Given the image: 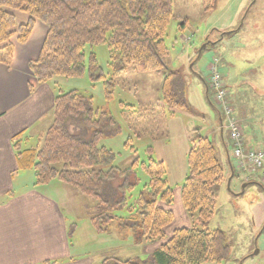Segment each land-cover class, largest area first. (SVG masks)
<instances>
[{
    "label": "trees",
    "instance_id": "16d2710c",
    "mask_svg": "<svg viewBox=\"0 0 264 264\" xmlns=\"http://www.w3.org/2000/svg\"><path fill=\"white\" fill-rule=\"evenodd\" d=\"M202 2L209 10L217 0ZM18 11L28 14L26 22L17 23L15 12ZM173 15V0H0V62L10 66L15 47L13 38L17 36L18 42L26 43L35 23L41 21L48 26V33L39 57L30 63L39 83L56 76L80 77L88 72L92 81L104 79L107 94H111L117 81L107 79L94 52L86 55L87 47L102 43L108 46L110 65L116 74L127 72L130 66L137 71H165L162 104L146 105L138 110L125 105L126 111L136 113L132 128L137 126L135 134L140 136L146 130L140 129L138 122L148 112L192 106L186 98L180 72L171 69L167 61L166 35ZM218 60L215 58L212 66L216 65L219 71ZM206 85L209 94L210 82ZM53 114V122L40 135L37 146L18 151L19 168L33 170L38 185L59 180L97 199L107 195L108 184L119 182L115 193L120 194V199L103 201L107 208L91 216L96 229L104 231L115 219L106 209L125 203L127 192L136 185L135 167L139 162L135 160L132 167L124 170L113 165L115 153L99 146V140L106 132L116 129L117 122L109 113L94 110L91 98L76 90L60 93L55 98ZM224 114L223 109L218 132L227 141L225 130L228 131L234 149L235 141L229 122L224 123ZM242 131L245 133L243 128ZM144 168L150 180L130 210L135 213L133 223L140 241L160 243L148 263L204 264L225 260L229 254L225 233L208 228L216 208V187L226 179L215 142L207 135L198 136L193 142L188 153V173L180 186L181 204L190 225L173 228L170 234L169 229L176 221L171 208L175 191L166 180L164 163L151 159ZM232 172L236 174L235 169ZM254 172H260L263 177L261 170ZM253 182L256 180L245 183ZM102 264L136 263L110 257Z\"/></svg>",
    "mask_w": 264,
    "mask_h": 264
},
{
    "label": "rangeland",
    "instance_id": "374dc122",
    "mask_svg": "<svg viewBox=\"0 0 264 264\" xmlns=\"http://www.w3.org/2000/svg\"><path fill=\"white\" fill-rule=\"evenodd\" d=\"M15 13L18 24L29 18L24 12ZM173 13L166 35L167 61L171 69L180 72L191 109L168 107L164 111L148 112L138 122L140 129L146 132L136 135L137 126L132 128L136 113L126 111L125 105L138 110L142 106L162 104L161 88L166 72L137 71L130 66L127 72L116 74L110 65L106 43L87 47L86 55L94 52L107 79L117 81L111 94H107L104 79L92 81L88 72L80 77L52 79L59 93L76 90L91 98L94 110L107 112L115 119L116 129L106 132L99 140V146L115 153L114 166L124 170L132 167L135 160L139 162L135 167L136 185L127 192L125 203L106 209L115 219L104 231L96 229L91 216L107 208L103 201L120 199V194L115 193L119 182L108 184L107 195L99 199L85 196L76 187L64 183L61 185L67 188L63 194L53 187L46 189L74 202L70 209H73L71 254L82 259V264H102L110 249L122 260L150 264L148 249L154 242L141 243L133 223L135 213L130 207L150 180L144 164L151 159L164 163L166 180L175 191L171 208L176 221L172 229L185 225L180 222L183 216L180 186L188 173V153L194 140L207 135L215 142L218 152H223L217 132L223 108L215 100L213 89L207 94L206 85L215 58L219 59L218 68L228 91L226 100L235 109L232 118L245 130L246 139L241 131L244 139H250L253 148L264 149V0H217L209 10L202 0H173ZM228 122L229 117L224 114V123ZM225 136L230 140L227 130ZM32 142L28 147L37 144L38 138ZM232 157L237 166V159ZM244 170V175L252 176L256 182L244 187V176L236 173L231 177V170L226 171L225 181L216 187L215 213L208 223L209 229L225 233L228 257L221 262L204 264H264V182L260 172ZM155 245L160 244L155 242Z\"/></svg>",
    "mask_w": 264,
    "mask_h": 264
},
{
    "label": "crops",
    "instance_id": "0c3cea01",
    "mask_svg": "<svg viewBox=\"0 0 264 264\" xmlns=\"http://www.w3.org/2000/svg\"><path fill=\"white\" fill-rule=\"evenodd\" d=\"M47 33L48 26L37 21L26 43L13 38L11 65L0 62V264H72L75 260L78 262L74 264H82V259L71 254L73 209H70L74 202L62 195L67 187L59 180L38 185L35 172L20 169L17 159L18 151L37 146L38 143L28 147L37 138L39 142L40 135L51 126L54 101L61 93L54 80L39 83L30 69V63L39 57ZM218 133L225 170H231L234 177L232 169H235L238 176H244L242 181H252V176L244 175L236 166L231 141ZM246 142L251 146L250 139ZM48 187L62 194H51L46 190ZM180 213L183 214L180 222L190 225L182 207ZM151 245L150 255L159 246ZM107 253V258L121 259L113 254V249Z\"/></svg>",
    "mask_w": 264,
    "mask_h": 264
},
{
    "label": "built area",
    "instance_id": "2783aa9c",
    "mask_svg": "<svg viewBox=\"0 0 264 264\" xmlns=\"http://www.w3.org/2000/svg\"><path fill=\"white\" fill-rule=\"evenodd\" d=\"M210 84L212 89L215 91L216 100L223 105V108L229 117V128H232L231 136L235 141L233 154L237 159L238 166L243 170L246 167L248 170L252 171L261 170L264 177V149L244 147L246 145L243 133L241 132L242 130L239 128V122H237L231 116L233 110L226 100L227 89L223 82V77L217 70L216 65L212 66Z\"/></svg>",
    "mask_w": 264,
    "mask_h": 264
},
{
    "label": "water",
    "instance_id": "95a60500",
    "mask_svg": "<svg viewBox=\"0 0 264 264\" xmlns=\"http://www.w3.org/2000/svg\"><path fill=\"white\" fill-rule=\"evenodd\" d=\"M205 46H206V45H205ZM220 120H221V118H220ZM246 185H247V184L245 183V184H244V187H245Z\"/></svg>",
    "mask_w": 264,
    "mask_h": 264
}]
</instances>
